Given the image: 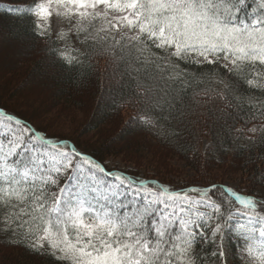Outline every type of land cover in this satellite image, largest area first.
I'll use <instances>...</instances> for the list:
<instances>
[{"label":"snow or ice","instance_id":"1","mask_svg":"<svg viewBox=\"0 0 264 264\" xmlns=\"http://www.w3.org/2000/svg\"><path fill=\"white\" fill-rule=\"evenodd\" d=\"M5 14L53 67L86 78L104 58L133 97L129 126L179 141L215 117L229 148L264 147V123L244 120L243 146L232 135L245 110L264 118V0H11ZM0 232L51 264H264V196L109 169L0 107Z\"/></svg>","mask_w":264,"mask_h":264},{"label":"trees","instance_id":"2","mask_svg":"<svg viewBox=\"0 0 264 264\" xmlns=\"http://www.w3.org/2000/svg\"><path fill=\"white\" fill-rule=\"evenodd\" d=\"M10 2L11 0L0 1V3L3 4H9ZM16 2H19V0H16ZM0 25L4 26L8 32H11L15 42H21L29 49V57H33V59L36 58L31 61L29 69H24V66L19 64L16 65L17 69L14 64L6 66L7 71L9 72V79L4 81L3 78H1V80H3V84L2 82L0 84L3 88L0 89L5 90L4 92L7 93L5 95L11 96V93L14 94V88L19 84L24 83V81H26L27 84L29 83L30 79H32L31 72H44L43 64L37 59V54L40 52L44 56L46 55L41 41L37 37L33 36L29 26L27 24H15L8 18L5 11L1 9ZM0 67L1 70H4L5 66L1 63ZM25 67H27V65H25ZM48 69L52 74V83L55 85L53 86L54 94L53 96H50L51 98L48 100L47 104H43V109L41 110L46 112L51 107H55L60 104L61 106L63 105V108H65L61 110H68L74 113L82 112V121H77V124L81 129H84L85 133L96 132V141L99 146H94L89 143H79V139L83 137L81 133L76 134L79 137L78 139L73 137L66 138H70L75 141L79 147L84 148L95 155L106 165L107 168V159L109 157L118 158L120 156H127V158H130L133 161V157L136 155L155 154L152 153L153 150L151 149L153 145L150 143V138H147V136H143V138H140L136 142L119 141L122 138L121 134L128 137L129 135H133L135 133H142L150 135V137H152L158 145L164 148L173 149V152L175 153L174 155H176L175 158L182 161L181 163H183L185 167L191 168L194 173L198 174V181L194 180L195 178L191 182L184 180L180 186L184 187V184L194 185L207 183L209 181L223 185L222 180L225 176H232L234 171L240 170L242 177L246 179V187L244 188L245 191L242 192L254 191L257 194V189L262 187V185L255 183L252 177L258 171L264 170V159L261 158L264 157V147L257 145L251 153L247 150H235L234 147L229 148V141H227L221 134L219 126L214 124L215 117L208 118L205 124L197 125L194 136L188 137L187 133H185L184 137L179 141L175 139H166L163 135H157L138 127L129 129V126L125 125L126 122H128L130 115H134L135 113V107L130 103L133 97H131L130 94H126L123 98H121L122 94L119 89L110 86L107 74L110 73L112 69L107 66L104 58H99L94 61V66L91 68L86 78H83L82 75L75 70L53 67L50 60H48ZM189 95H191V92ZM20 97L23 99L25 106H27V103L30 105L35 103L32 99H29L26 96ZM100 101L104 102V108L102 112L97 115L94 113V109ZM0 107L7 110L1 105V102ZM222 107H224V105H213V110H217ZM7 111L12 112L10 110ZM252 114L253 113L245 110L241 113L240 117L234 121L236 131H234L232 135L240 139L241 146H243L244 141L243 138L240 137L239 130L245 128L244 120H250L247 127L264 123V118L252 120ZM71 117L66 118L68 120ZM229 123H233V121H229ZM124 128L126 131L122 133ZM46 132L48 133V131ZM50 136L53 135L50 134ZM126 137H124V139ZM204 142H207V144H205V147L203 148ZM118 143L122 145H119ZM223 148H227L228 150H222ZM135 164L138 163L136 162ZM154 170L155 169L152 170V173ZM175 176L178 175L175 174ZM149 179L151 180L152 178ZM220 180L221 182H219ZM161 182L164 183V181ZM0 246L16 249L14 255H7V257L3 256L0 260V264H51L50 261H47L44 258L31 255L22 245H12L9 243V238L2 232H0ZM233 263L236 264V261L233 260L232 264Z\"/></svg>","mask_w":264,"mask_h":264},{"label":"rangeland","instance_id":"3","mask_svg":"<svg viewBox=\"0 0 264 264\" xmlns=\"http://www.w3.org/2000/svg\"><path fill=\"white\" fill-rule=\"evenodd\" d=\"M29 54V49L25 45H23V43L15 42L11 32H8V30L4 26L0 25V65L1 63H3L5 66L4 70H1L0 67V83L2 82L3 84V80L5 81L9 79V72L6 68V66L9 64H14L16 69L17 64L24 66V69H29L31 66V61L36 59H33V57H29ZM37 59L43 64L44 72H31L32 79H30L29 83L27 84L26 81H24V83L19 84L14 88V94L11 93V96L5 95L7 94L6 92H4L5 90L0 89L1 105L4 106L7 110L12 111L24 117L25 119L33 121L37 125V127L42 128L44 131H48L49 135L51 134L58 137H73L75 139H78L79 137L76 134L81 133L83 137L79 139V143H89L94 146H99L98 142L96 141V132L85 133L84 129H81L77 124V121L80 122V120L82 119V112L74 113L68 110H61L65 108H63V105L61 106L60 104L55 107H51L46 112L41 110L43 109V104H47L48 100L51 98L50 96H53V86L55 85H53L51 80L52 74L48 69V60L46 56L39 52L37 54ZM25 65H27V67H25ZM1 78H3V80H1ZM0 88H3L1 84ZM20 96H26L27 98L32 99L35 103L30 105L26 102L28 106L27 107L25 106V103ZM103 108L104 102L100 101L97 107L94 109V113L99 115L102 112ZM66 117L71 118L67 120ZM125 126H129L127 122ZM131 128L133 127L129 126V129ZM125 131L126 129L124 128L122 133H124ZM143 136H147V138H150V143L153 145L151 150H153L152 153L155 154L140 156L136 155L135 157H133L135 159H133V161L130 158H127V156H120L118 158L109 157L107 159L108 165L110 166L109 168H116L122 171H127L130 175L141 176L148 179H158L164 181L165 184H170L172 186H175L176 188H182L183 186L180 185L184 180H188L191 182L195 178L194 180L198 181V174L194 173L191 168L185 167L184 164L181 163L182 161L175 158L176 155H174L175 153L173 152V149L164 148L158 145L157 142L152 139V137H150V135L135 133L126 137L125 135L121 134L122 138L119 141L136 142L140 138H143ZM124 137L126 138L124 139ZM118 144L122 145L120 143ZM205 144H207V142H204L203 148L205 147ZM136 162L138 164H135ZM153 169L155 170L152 173ZM175 174H177L178 176H175ZM241 177L242 174L240 173V170L234 171L232 176H225V178L222 180V184L229 185L241 192L245 191L244 188L246 187V179L244 177H242L241 179ZM219 182H221V180ZM256 192L257 194L264 196V186L257 189ZM15 250V248H5L0 246V260L1 258H3V256L7 257V255H14V252H16Z\"/></svg>","mask_w":264,"mask_h":264}]
</instances>
